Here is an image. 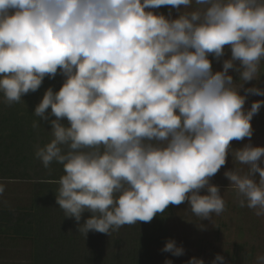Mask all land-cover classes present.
I'll list each match as a JSON object with an SVG mask.
<instances>
[{
  "label": "clouds",
  "instance_id": "clouds-1",
  "mask_svg": "<svg viewBox=\"0 0 264 264\" xmlns=\"http://www.w3.org/2000/svg\"><path fill=\"white\" fill-rule=\"evenodd\" d=\"M163 6L177 18L153 11ZM262 62L264 0H0L4 102H21L45 77L64 78L33 111V128L47 121L52 135L35 157L63 166L56 203L85 238L151 222L185 201L195 222L212 221L225 201L210 178L229 152L228 187L240 207L264 216V146H231L251 139L264 106L245 108L249 96L264 97V88L245 87L264 74ZM162 251L185 253L174 239Z\"/></svg>",
  "mask_w": 264,
  "mask_h": 264
},
{
  "label": "trees",
  "instance_id": "trees-1",
  "mask_svg": "<svg viewBox=\"0 0 264 264\" xmlns=\"http://www.w3.org/2000/svg\"><path fill=\"white\" fill-rule=\"evenodd\" d=\"M63 79L59 72L55 78L45 77L36 92L25 95L26 106L22 109L20 103L8 105L4 99L0 101V178L25 182L30 194L26 208L0 207V221H5L12 233L25 226L30 230L33 227L41 245L40 251L34 252V264H38L39 256L43 257V264H115L118 260L122 264H160L162 260L155 258L150 247L153 244L164 247L170 239L166 229L171 214L170 205L164 214H157L151 222L124 225L115 230L114 236L113 231L109 235L90 231L86 238L78 232L77 221L64 217L63 210L57 205L55 192H52L59 188L63 166L53 161L45 168L35 157L36 146L49 142L52 135L47 121L42 120L39 128H33L32 124L34 120H39L33 111L44 91L48 87L59 90ZM62 122L67 123L66 120ZM232 208L241 213V222L251 226L255 239L248 249L236 244L235 254L251 262L260 252L258 249L264 247V227L258 222L253 209L240 207L238 201ZM89 215L85 212L79 223H83ZM48 235L55 241L53 245L45 238ZM137 238L142 240L143 246L138 245ZM57 244L59 248L55 247Z\"/></svg>",
  "mask_w": 264,
  "mask_h": 264
},
{
  "label": "rangeland",
  "instance_id": "rangeland-1",
  "mask_svg": "<svg viewBox=\"0 0 264 264\" xmlns=\"http://www.w3.org/2000/svg\"><path fill=\"white\" fill-rule=\"evenodd\" d=\"M183 6H181L182 8ZM153 11L164 13L166 16L169 11L172 13V18H177L178 12L170 6H163ZM230 57V50L226 48L225 57ZM209 59H213L211 56ZM263 65V62H262ZM261 65V71L264 72V67ZM222 63L213 60V70H220ZM234 79H238V74L229 70ZM257 86L264 88V74H261L259 80H252L248 82L245 87ZM243 94V90H241ZM3 99V93H0V101ZM255 100H264L261 96H249L246 100L245 108L250 107ZM20 108L26 106L25 95L22 97ZM253 135L251 139L245 138L241 141H232V148H240L246 143H252L254 146H264V106L261 107L258 114L254 115L252 119ZM231 152L227 157V162L221 169L210 178V183L216 184L220 187L222 197L225 201V209L219 214H213L212 221L204 219L198 220L189 210L188 202L185 201L181 205H170L171 214L167 220L166 229L170 233V239H174L178 245H182L185 253L182 256H173L171 253L163 252V246L151 245L150 251L153 250L155 258L162 260L160 264H165L166 259H171L173 264H186L190 257L203 258L205 264H211L216 254H221L225 257V264H255L257 254H264V247L259 248L256 257L250 262L245 257H240L235 254L236 244H241L244 249H248L250 245L255 243L253 234H251V226L248 223L241 222L238 214V209L234 210L232 205L238 201L233 189L229 186L230 181L225 177L224 172L233 168ZM264 166V163H262ZM0 186H3L4 191L0 193V207L4 208H26L28 206L29 188L26 187L25 182L12 181L10 179L0 178ZM202 193L204 190H201ZM48 192V191H47ZM56 192L55 190L52 192ZM49 193V192H48ZM17 206L15 207L14 205ZM255 213V210H253ZM257 220L262 227H264V216H257ZM248 221V220H247ZM1 223V222H0ZM2 225V224H0ZM200 225H203V230ZM6 227V226H5ZM2 226H0L1 230ZM241 228V229H240ZM12 232V231H11ZM35 230H31L27 226L19 228L17 233H12L13 237H4L0 239V259L5 263L2 264H34V252H39L41 245L37 236L34 235ZM116 232L113 231V236ZM50 245L55 242L50 235L46 236ZM138 245L143 246L142 240L137 238ZM55 245V244H54ZM262 246V245H261ZM58 247V244L55 246ZM146 247V243L145 246ZM38 264H43V257L39 256ZM36 259V258H35ZM42 259V260H41ZM74 264V263H72ZM91 264H93L91 262ZM99 264V262L97 263ZM101 264H106L103 262ZM115 264H122L120 260Z\"/></svg>",
  "mask_w": 264,
  "mask_h": 264
},
{
  "label": "crops",
  "instance_id": "crops-1",
  "mask_svg": "<svg viewBox=\"0 0 264 264\" xmlns=\"http://www.w3.org/2000/svg\"><path fill=\"white\" fill-rule=\"evenodd\" d=\"M0 222H1L0 224H2V225H0V226H2V228L0 230V239H3L4 237H13V236H10V235H13L11 232L12 229L10 227H5L6 222L3 220H1ZM2 263H5V262L3 261V259H0V264H2Z\"/></svg>",
  "mask_w": 264,
  "mask_h": 264
}]
</instances>
